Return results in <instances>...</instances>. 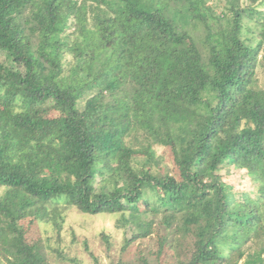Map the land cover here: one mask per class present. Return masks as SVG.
I'll return each instance as SVG.
<instances>
[{
  "label": "trees",
  "instance_id": "obj_1",
  "mask_svg": "<svg viewBox=\"0 0 264 264\" xmlns=\"http://www.w3.org/2000/svg\"><path fill=\"white\" fill-rule=\"evenodd\" d=\"M206 1L0 0L7 264H47L32 229L70 207L117 215L121 252L153 236L157 264H264V0H230L218 37Z\"/></svg>",
  "mask_w": 264,
  "mask_h": 264
},
{
  "label": "rangeland",
  "instance_id": "obj_2",
  "mask_svg": "<svg viewBox=\"0 0 264 264\" xmlns=\"http://www.w3.org/2000/svg\"><path fill=\"white\" fill-rule=\"evenodd\" d=\"M229 1L207 0L205 7L208 10L202 9L207 13L212 33L216 37L226 25L225 15H229ZM186 9L185 6L173 4L170 11L174 19L201 44L205 32L203 28L195 26L189 21ZM93 23L90 9H88V26L92 27ZM243 33L244 37H248L254 42L259 39L256 25L248 19L243 26ZM200 47L204 48L202 45ZM254 87L264 90V66L257 68ZM162 151L163 149L160 148L157 153L162 156V166L166 167L168 164ZM224 175L225 181L232 184L235 190L241 191L249 188L250 183L247 179L239 180L226 171ZM4 190L0 187V197ZM61 218L62 223L59 229L51 223L45 222H37L32 229V232L42 239L47 264H157L152 255L156 249L153 236L142 241L138 240L132 243L125 252H121L124 236L128 233H126V229L116 227L117 215H88L70 207L63 209ZM102 235L107 236L106 241ZM255 249V246L249 245L244 248L246 252ZM171 263L168 260L164 264ZM0 264H7L1 256Z\"/></svg>",
  "mask_w": 264,
  "mask_h": 264
}]
</instances>
